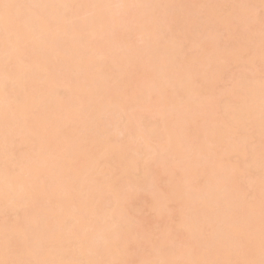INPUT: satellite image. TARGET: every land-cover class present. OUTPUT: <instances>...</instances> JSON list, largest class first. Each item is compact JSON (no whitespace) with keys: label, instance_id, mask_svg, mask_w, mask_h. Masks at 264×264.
<instances>
[{"label":"bare ground","instance_id":"bare-ground-1","mask_svg":"<svg viewBox=\"0 0 264 264\" xmlns=\"http://www.w3.org/2000/svg\"><path fill=\"white\" fill-rule=\"evenodd\" d=\"M234 261L264 264V0H0V264Z\"/></svg>","mask_w":264,"mask_h":264},{"label":"rangeland","instance_id":"rangeland-1","mask_svg":"<svg viewBox=\"0 0 264 264\" xmlns=\"http://www.w3.org/2000/svg\"><path fill=\"white\" fill-rule=\"evenodd\" d=\"M141 44L140 45H143V43L145 44V42L142 40V41H139ZM138 42V43H139ZM143 42V43H142ZM143 47H145V46H143ZM30 51V50H29ZM30 55V54H29ZM144 55V54H143ZM142 55V56H143ZM144 57V56H143ZM57 63V62H56ZM56 63L54 64V66H59V67H56V68H62L63 66H61L60 65V63L58 64L57 63V65H56ZM139 63V62H138ZM140 64H142V63H140ZM61 66V67H60ZM56 68H54V69H56ZM57 70V69H56ZM138 72H139V69L137 70ZM138 72H136V73H138ZM141 72V71H140ZM153 73H154V71H153ZM157 73V72H156ZM156 73H155V75H156ZM142 74V73H141ZM159 74V75H158ZM154 78H150L149 79V81L147 82V84H150L151 85V91L153 92V95H156V92H157V90H155L156 88H157V83H155L156 81H154L155 79H158L159 77H160V73H158ZM154 76V75H153ZM159 76V77H158ZM156 77H158V78H156ZM154 79V80H153ZM227 79V78H226ZM138 80V79H137ZM140 80V79H139ZM139 80H138V82H136V84L138 85L140 82H139ZM255 80V79H254ZM254 80L252 81V82H254ZM158 81V80H157ZM224 81L226 82V83H228V79L227 80H225L224 79ZM143 82V81H142ZM146 82V81H145ZM221 83V81H220V83L218 84L219 85V87H221L222 88V86H223V84H225L226 85V83ZM255 82H256V80H255ZM135 84V83H134ZM154 84V86L152 87V85ZM155 84H156V87H155ZM221 84V85H220ZM136 85V86H137ZM140 85V84H139ZM150 87V86H149ZM225 87V86H224ZM152 88H153V90H152ZM218 88V87H217ZM225 88H227V87H225ZM224 88V90L223 89H221V90H223V91H226V89ZM150 89V88H149ZM218 90L219 91H217V92H219V94H221L222 93V91H220V89L218 88ZM155 91V92H154ZM216 91V90H215ZM211 92V91H210ZM213 92V91H212ZM158 93V92H157ZM211 94V93H210ZM143 102H141L140 104H142ZM140 104H138V106L140 105ZM141 106V105H140ZM139 106V107H140ZM80 112H81V109L79 110ZM83 112H81V115L83 114V113H85L84 111L85 110H82ZM79 112V113H80ZM86 114V113H85ZM199 114H200V110L198 111V113H197V115L199 116ZM80 115V114H79ZM168 126H170V123L168 124ZM165 128V127H164ZM166 128H168V127H166ZM165 128V129H166ZM188 128H189V130H191L190 129V127L188 126ZM164 129V130H165ZM171 132V131H170ZM170 132H168V133H170ZM171 134V133H170ZM165 136L167 135V134H164ZM169 135V134H168ZM167 135V136H168ZM162 137V139H165V138H163L164 136H161ZM161 138H160V140H162ZM161 145V144H160ZM158 146V145H157ZM165 147V146H164ZM164 147L163 146H161V149H159V147H157V148H155V149H157V152H155L153 155H154V159H153V161H159L160 163H162L163 162V160L165 161V159H163V157H164V155H165V153H166V150L164 149ZM169 149V148H168ZM156 151V150H155ZM168 151V150H167ZM150 156V155H149ZM232 158V157H231ZM163 159V160H162ZM162 161V162H161ZM159 162H157V163H159ZM223 168H225V170H226V168L227 167H223ZM224 170V171H225ZM223 172V169H222V171H221V173ZM232 191H234V190H232ZM236 193V191H234V193L232 192V194H234V195H236L235 194ZM205 195V197L207 196V194H204ZM203 196V195H202ZM218 196V195H217ZM216 196V197H217ZM213 197H214V195H213ZM220 197V196H219ZM222 199H223V197H221ZM214 199V198H213ZM216 199H218V198H216ZM220 200V199H219ZM219 200H218V202H219ZM136 201H138V204L140 205V207H141V210L139 211V212H137V216H142V220H140L139 221V223H140V225L145 229V231H144V233L146 234V235H149V234H151V232H149V231H147V229H149L150 227H149V222H150V217H149V215L146 217L145 215H142V210H144L145 209V207H143V205L140 203V201H139V199H137ZM217 202V203H218ZM218 204H220V203H218ZM23 207V206H22ZM21 208V207H20ZM22 210V208L20 209V211ZM23 210H25L24 209V207H23ZM22 210V211H23ZM15 211H16V209H15ZM15 211H13V212H15ZM17 211H19V207H18V210ZM21 211V212H22ZM20 212V213H21ZM26 212V211H25ZM19 212H17V216H20V214H18ZM23 213H21V215H22ZM14 216V215H13ZM13 216H11L12 218H13ZM16 216V217H17ZM15 217V216H14ZM205 218V220H206V216L204 217ZM15 219V218H14ZM200 219V218H199ZM18 220V219H17ZM16 220V221H17ZM201 221H203L202 219H201ZM255 221V220H254ZM253 221V222H254ZM196 222H200V221H198V219H197V221ZM253 222H251V223H253ZM250 223V224H251ZM139 230H140V228H139ZM178 236H180V242H184V240L185 241H193V239H194V241L197 239V237L196 236H186L185 234H184V230L182 229L180 232H179V234H178ZM10 239H12V238H10ZM201 240V239H200ZM10 242H12V241H10ZM202 242V241H201ZM10 245H11V243H10ZM65 245H66V243H65ZM236 249H237V247H236ZM237 251H239V249L237 250ZM240 252H237L236 253V257L238 256V258L240 257ZM234 259V258H233ZM151 261L152 259L151 258H147V259H145L144 261L146 262V261ZM145 262H144V264H145ZM235 262V261H234ZM149 263V262H148ZM234 264H238V263H234Z\"/></svg>","mask_w":264,"mask_h":264}]
</instances>
